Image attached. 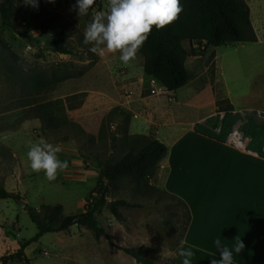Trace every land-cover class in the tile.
Returning <instances> with one entry per match:
<instances>
[{
  "label": "rangeland",
  "instance_id": "1",
  "mask_svg": "<svg viewBox=\"0 0 264 264\" xmlns=\"http://www.w3.org/2000/svg\"><path fill=\"white\" fill-rule=\"evenodd\" d=\"M39 2L44 16L59 25L61 35L34 30L23 37L17 32L22 25L17 22V28H11L0 14V39L8 43L27 71L51 72L58 68L78 75L47 87L18 84L5 68L2 58L8 52L0 45V144L9 151L6 156L0 153V179L9 191L19 193L27 206L39 208L43 204H62L65 215L78 214L85 210L89 195L97 185L101 170L98 162L116 161L127 151L125 135H132L129 123L125 121L123 111L113 107L123 101L131 89L151 94L144 57L139 51L128 65H124L118 51L105 52L101 58L88 50L89 45L83 44L86 24L94 11L106 8L107 0H97L89 15L81 18L70 11L75 0H55L60 2L59 6L48 0ZM246 2L251 10L256 43L245 41L210 46L204 52L206 42L200 46L194 42L193 46L202 52L199 55L204 56L210 75L209 59L214 55L215 62L220 50L224 54L232 92L241 95L242 102L264 107V0ZM184 46L190 49L191 44L185 40ZM59 47L71 49L73 53H63L57 50ZM215 77L212 84L221 98L216 64ZM127 86L133 88L128 92ZM245 93L249 95L244 97ZM165 94L167 91L153 96ZM48 101H57L61 115L77 123L81 130L46 135L39 118L21 120L30 105ZM225 114L222 128L213 127L218 122L214 118L206 130L208 134L221 138L236 133L244 137L264 134V113L236 115L231 111ZM147 136L154 135L151 131ZM41 138L59 146L58 157L68 163L66 169L58 171L54 181L47 180L43 171L36 173L29 167L28 147ZM150 183L155 188L150 198L142 196L135 185L127 181L112 191L110 199H125L136 206L121 208L125 222H120L106 208L97 213L100 224L107 230L106 236L98 239L94 231L73 225L68 231L44 234L25 248L22 257L16 253L23 241L37 235V226L29 210L23 208L18 199H0V264L4 256L8 258L7 264H142L118 246H141L147 257L155 262L178 264L179 242L187 227L186 209L179 203L165 204L173 200L163 194L165 188L157 174ZM159 195L165 199L155 205Z\"/></svg>",
  "mask_w": 264,
  "mask_h": 264
},
{
  "label": "crops",
  "instance_id": "2",
  "mask_svg": "<svg viewBox=\"0 0 264 264\" xmlns=\"http://www.w3.org/2000/svg\"><path fill=\"white\" fill-rule=\"evenodd\" d=\"M223 55L219 50L215 57L217 82L220 94L233 105L232 113H264V107L242 102L241 95L232 92ZM186 65L190 79L183 87L154 97L127 86L131 93L113 109L130 116V134L152 131L167 145L157 177L190 208L183 240L194 252L192 264L219 259L217 238L229 247L239 239L245 244L234 254L233 264H264V139L208 134L214 118L218 122L213 127L222 128L226 112L218 109L219 95L204 56H189Z\"/></svg>",
  "mask_w": 264,
  "mask_h": 264
},
{
  "label": "trees",
  "instance_id": "3",
  "mask_svg": "<svg viewBox=\"0 0 264 264\" xmlns=\"http://www.w3.org/2000/svg\"><path fill=\"white\" fill-rule=\"evenodd\" d=\"M180 4L182 12L177 19L163 29L157 30L153 27L148 39L139 50L144 57L145 75L155 77L169 91L178 90L188 83L190 73L186 61L189 56L202 54L210 46L218 47L229 43L257 41L250 6L246 0H180ZM53 5L59 6L60 2H55ZM43 10L40 2L37 8H32L26 6L24 0H0V14L3 22L11 28H17L16 25L19 22L22 29H18L17 32L23 37L34 30L48 31L56 36L61 35L59 25L47 19ZM185 40L190 42V49L184 46ZM194 42L199 46L206 42L204 50L201 52L196 49L193 46ZM0 45L8 52L2 58L5 68L18 84L47 87L78 75L74 71L58 68L51 72L41 69L27 71L6 41L0 39ZM57 50L63 53H73L71 49L63 47ZM213 57L214 55L210 57L209 63L214 83L216 77ZM217 105L219 111H226L227 114L233 110L229 98H219ZM123 113L126 116L125 121L130 123V116ZM30 118H39L42 121V128L46 135L58 134L63 130L71 132L81 130L77 123L61 115L57 101L30 105L29 111L21 117V120ZM259 138L264 139V134ZM125 144L127 151L118 160L108 159L98 162L101 170L97 185L90 193L83 212L65 215L62 204H43L39 208L27 206L38 233L34 238L21 243L16 253L19 257L25 254L24 250L27 246L44 234L68 231L73 225L94 231L98 239L106 236L107 230L100 224L97 213L106 208L120 222H125L126 217L121 208L136 206L135 203L132 204L125 199H110L112 191L119 189L120 184L125 181L134 184L142 196L151 195L155 188L150 181L157 174L161 161L167 155V145L153 136L129 134L125 135ZM0 153L6 156L9 151L0 144ZM163 194L174 201L165 203L167 206L179 203L186 209L187 230L191 220L189 206L183 199L166 189ZM7 198L20 199V194L9 191L4 181L0 179V199ZM164 199L159 195L155 198L154 204L159 205ZM118 248L142 264H177L155 262L147 257L146 250L141 246H118ZM7 263L8 258L2 257V264Z\"/></svg>",
  "mask_w": 264,
  "mask_h": 264
},
{
  "label": "clouds",
  "instance_id": "4",
  "mask_svg": "<svg viewBox=\"0 0 264 264\" xmlns=\"http://www.w3.org/2000/svg\"><path fill=\"white\" fill-rule=\"evenodd\" d=\"M54 3L55 0H48ZM97 0H75L70 11L78 17L89 15V10ZM26 6L37 8L39 0H24ZM182 12L180 0H107L104 10L94 11L90 21L83 31V44L89 45V51L99 57L105 52H119V60L128 65L137 52L142 48L153 27L157 30L165 28L177 19ZM59 146L46 142L43 138L31 143L26 156L29 167L33 172L43 171L49 181H54L58 171L68 167L66 160H61L58 153ZM185 241L181 240L178 247V255L182 258V264H192L194 252L185 247ZM215 247L219 251V259L211 258L210 264H233L234 254L244 250L245 244L241 239L229 247L217 238Z\"/></svg>",
  "mask_w": 264,
  "mask_h": 264
},
{
  "label": "built area",
  "instance_id": "5",
  "mask_svg": "<svg viewBox=\"0 0 264 264\" xmlns=\"http://www.w3.org/2000/svg\"><path fill=\"white\" fill-rule=\"evenodd\" d=\"M147 82H148V88L151 95H160L163 92L167 91L165 90V87L158 79L155 77H148L147 76Z\"/></svg>",
  "mask_w": 264,
  "mask_h": 264
},
{
  "label": "water",
  "instance_id": "6",
  "mask_svg": "<svg viewBox=\"0 0 264 264\" xmlns=\"http://www.w3.org/2000/svg\"><path fill=\"white\" fill-rule=\"evenodd\" d=\"M20 205L23 207V208H27V203H25L24 201H22L21 199H18Z\"/></svg>",
  "mask_w": 264,
  "mask_h": 264
}]
</instances>
